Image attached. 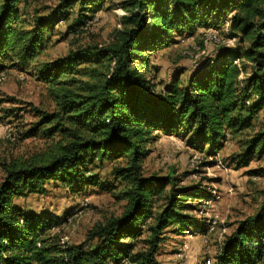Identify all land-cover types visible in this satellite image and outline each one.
Listing matches in <instances>:
<instances>
[{
	"label": "trees",
	"instance_id": "trees-1",
	"mask_svg": "<svg viewBox=\"0 0 264 264\" xmlns=\"http://www.w3.org/2000/svg\"><path fill=\"white\" fill-rule=\"evenodd\" d=\"M113 2L59 0L30 20L22 10L25 0H0V72L8 62L23 68L36 64L34 74L51 86L55 102L52 111L40 110V119L25 133L47 139V149L3 166L0 264H162L157 254L170 226L176 224L180 235L206 233L207 220L190 212L196 209L193 200L212 197L210 188L202 182L185 186L172 173H144L149 145L160 132L185 137L192 149L210 156H217L229 137H245L233 162L240 168L264 159V130L251 133L264 107V0H125L127 15L110 45L71 50L37 65L60 22L73 17L64 35L79 33ZM225 25L235 45L221 44L185 80L182 73L158 89L150 53L200 28L217 31ZM96 161L113 164V175L125 182L119 197L126 205L120 216L92 228L85 243L62 244L50 234L66 217L28 211L14 201L41 192L50 181L74 193L103 188L91 170ZM253 173L264 175V167ZM160 199L165 203L155 213ZM146 232L148 249L136 251ZM211 264H264V198L257 214L226 236Z\"/></svg>",
	"mask_w": 264,
	"mask_h": 264
},
{
	"label": "rangeland",
	"instance_id": "rangeland-1",
	"mask_svg": "<svg viewBox=\"0 0 264 264\" xmlns=\"http://www.w3.org/2000/svg\"><path fill=\"white\" fill-rule=\"evenodd\" d=\"M25 1L26 4L21 5L22 10L28 12L27 18L30 20L35 13L46 14L59 3V0ZM124 1L107 3L89 25L76 34L64 35L73 17L68 22H60L48 35L46 49L38 57L37 65L65 57L71 50L110 45L121 28L120 18L127 15L122 7ZM228 28L225 25L217 32L225 44L233 46L236 40L228 35ZM205 31L200 28L194 36L179 37L169 47L150 53L153 64L151 74L156 82H161L158 89L163 88L164 83H169L173 76L183 73L180 77L185 80L201 59L218 53L220 44H204ZM7 64V79L0 82V182L5 177L3 166L10 159L30 158L47 149V139L41 136L25 137V133L40 119V110L52 111L55 107L51 86L38 80L34 74L36 64L27 68ZM258 130H264V107L256 117L251 133ZM10 134L14 135V140L9 137ZM244 138L229 137L217 156L198 152L188 145L187 138L164 132H160L158 139L149 145L150 151L143 164L146 175L172 173L182 178L185 186L202 182L220 195L211 207L204 204L205 200H193L196 209L190 212L192 216L207 222L210 216L217 214L218 225L213 232L180 235L174 231L176 224L166 229L157 254L162 264H198L207 259L213 263L226 236L242 220L259 211L264 198V175L255 176L253 171L264 167V159L254 160L249 166L240 168L233 162V158L243 149ZM91 168L93 174L103 182V188L89 186L81 193H74L63 184L50 181L41 192L16 197L14 201L28 211L66 217L65 223L52 229L50 234L58 235L62 244L85 243L92 228L107 222L110 217L120 216L126 205V201L119 197L125 182L113 175V164L96 161ZM193 172L197 176H193ZM164 203V200H158L154 204V212H159ZM149 236V233H144L136 251L148 249ZM185 242L188 243L187 249H184Z\"/></svg>",
	"mask_w": 264,
	"mask_h": 264
},
{
	"label": "built area",
	"instance_id": "built-area-1",
	"mask_svg": "<svg viewBox=\"0 0 264 264\" xmlns=\"http://www.w3.org/2000/svg\"><path fill=\"white\" fill-rule=\"evenodd\" d=\"M232 39L236 40L234 37H231ZM203 42L205 45H209V44H225L221 38V36L219 35V33L216 30L213 29H208L203 33ZM226 45H229L228 43ZM237 63L239 64V66H241L240 61H237ZM7 79V74L5 71L0 72V82L5 81ZM9 137L14 140L15 137L13 134H10ZM193 176H197L196 172L192 173ZM220 198V195L218 194V192L214 189L212 190V197L209 198L208 200L204 201V204L207 206H212V204ZM218 225V215L215 214L213 216H210L207 222V231L208 232H213L216 227ZM193 233H191L190 231H186V235L188 236H192ZM188 248V243L185 242L184 243V249ZM185 251V250H184ZM207 264H211V259H207Z\"/></svg>",
	"mask_w": 264,
	"mask_h": 264
}]
</instances>
